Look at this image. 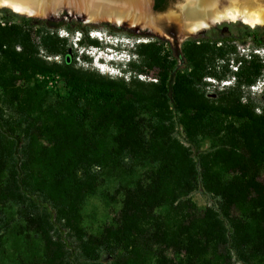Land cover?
Here are the masks:
<instances>
[{
	"label": "trees",
	"instance_id": "16d2710c",
	"mask_svg": "<svg viewBox=\"0 0 264 264\" xmlns=\"http://www.w3.org/2000/svg\"><path fill=\"white\" fill-rule=\"evenodd\" d=\"M169 1L154 0V9ZM34 20L0 22V203L17 206L40 235L46 263L264 264V110L242 93L262 75L258 55L238 58L233 72V38L188 37L177 68L169 43L154 36L133 47L126 84L73 68L67 38L35 29ZM253 45L264 43L255 37ZM150 73L155 81L136 77ZM229 74L234 84L208 96L204 79ZM55 75L68 89L51 99L47 78ZM136 168L145 172L118 189L116 222L86 233L81 204L101 174ZM199 189L213 200L203 210L190 197Z\"/></svg>",
	"mask_w": 264,
	"mask_h": 264
},
{
	"label": "rangeland",
	"instance_id": "374dc122",
	"mask_svg": "<svg viewBox=\"0 0 264 264\" xmlns=\"http://www.w3.org/2000/svg\"><path fill=\"white\" fill-rule=\"evenodd\" d=\"M171 3L172 5H178L179 1L173 0ZM26 18L29 17L19 13L17 14L8 8H0V22L2 23H23ZM34 19L35 24H37L34 27L35 29L38 26L45 25L57 33L58 36L67 38L69 45L68 56L71 58L70 63L73 68L81 71L95 72L104 78H111L126 84H129L132 79L131 73L120 70L113 63L111 64L106 60L105 56H110V54L95 47L96 45H100L99 38L109 40L112 44H121L120 48L125 53L131 55L135 44L148 41L155 36L146 32L137 33L126 27H118L113 24H86L75 16L66 13H60L52 18ZM66 23L71 27L80 25L83 28H85V26L89 28L86 32L80 29H75L70 32L65 28ZM138 34L142 35L137 36ZM85 37H88L90 40H95L97 43L88 45L81 44L80 41L84 40ZM222 37L233 38L232 43L236 46L235 53L229 56L231 59L229 67L233 72L239 65V63H235L236 60L241 57H248V54L251 52L255 53V50H258L259 53L255 54L258 55L261 62L264 64V45L260 47L253 45L255 37L264 43V26L250 28L240 22H221L208 29L201 30L189 38ZM160 38L169 43L177 59V68H181L183 66L181 45L186 39L178 41L175 36L172 37L169 35H164ZM101 52H103V54ZM99 54L100 57H98ZM40 55L50 62L59 63L62 61L61 55H48L44 51H40ZM131 56L133 57V55ZM136 77L138 80L144 82L155 81L153 73L146 76L137 75ZM39 78L42 77L39 76ZM47 79L48 83L46 89L49 91V98L54 99L57 94L64 95L67 93L68 86L61 77L55 75ZM204 80L207 82V85L211 84L209 90L206 88L207 85L205 86V90L208 96L213 97L215 91L233 85L235 77L229 74L228 77L223 80L213 79L215 83H209L207 77ZM222 81H230L231 83L222 87ZM254 86L255 87L252 89L250 86H243L242 93L244 100L247 99L248 96L252 98L256 104L255 112L260 114L264 110V67L262 75L254 83ZM210 145L211 141L209 139L202 138L200 140L199 149L200 151H207L210 149ZM144 172L143 168H136L130 176H124L119 173H102L100 183L95 193L86 197L81 204V226L83 230L88 234L96 235L101 232L104 227L114 224L119 216L123 198L120 193H117L118 189L124 184L142 178ZM259 175L264 179V168L259 171ZM190 197L199 210H203L213 201L212 198L205 195L201 189L193 192ZM0 210L3 212L5 223L7 224V227L0 232V264H47L45 242L39 234L27 227L22 216L18 212L17 206L12 204L3 206L0 203ZM67 242L71 247L74 244L72 238H68ZM166 255L175 262L180 263L181 256H176L173 251L167 250Z\"/></svg>",
	"mask_w": 264,
	"mask_h": 264
},
{
	"label": "bare ground",
	"instance_id": "6f19581e",
	"mask_svg": "<svg viewBox=\"0 0 264 264\" xmlns=\"http://www.w3.org/2000/svg\"><path fill=\"white\" fill-rule=\"evenodd\" d=\"M55 4V0H0V8H8L26 17L44 18L48 15L47 9H53ZM181 12L171 10L163 18L158 15L159 20L175 21L178 41L221 22H240L250 28L264 26V0H185ZM113 21L119 23V20ZM151 26L157 35L166 36L155 24Z\"/></svg>",
	"mask_w": 264,
	"mask_h": 264
},
{
	"label": "water",
	"instance_id": "95a60500",
	"mask_svg": "<svg viewBox=\"0 0 264 264\" xmlns=\"http://www.w3.org/2000/svg\"><path fill=\"white\" fill-rule=\"evenodd\" d=\"M56 4L53 9H47V16L44 18H52L60 13H66L78 17L86 24L106 23L113 24L118 27H126L137 33L153 32L151 24L162 29L166 35L176 36V24L174 20L158 19V15L162 17L171 10L181 12L185 0H178V5H172L170 0L163 10L154 9V0H55ZM182 14V12L180 13ZM40 18V17H30ZM163 18V17H162ZM86 19L95 20L96 22L86 21ZM113 20H119L114 23ZM98 21V22H97Z\"/></svg>",
	"mask_w": 264,
	"mask_h": 264
},
{
	"label": "clouds",
	"instance_id": "9594fccd",
	"mask_svg": "<svg viewBox=\"0 0 264 264\" xmlns=\"http://www.w3.org/2000/svg\"><path fill=\"white\" fill-rule=\"evenodd\" d=\"M99 42L100 45L99 46H95L98 47L99 50L101 51H106L107 53L110 54L106 55L105 58L107 61H109L111 64L113 63L117 68H119L120 70L124 71L126 68V64L134 58V54L131 53V55H133V57L128 53H125L121 48L120 45H116V44H112L111 42H109V40H104L103 38H99ZM92 48H95L93 46H91ZM103 54V52H101ZM98 57H100V54L98 55ZM97 57V58H98ZM96 58V61H97ZM98 68V67H97ZM101 70V69H100Z\"/></svg>",
	"mask_w": 264,
	"mask_h": 264
},
{
	"label": "built area",
	"instance_id": "2783aa9c",
	"mask_svg": "<svg viewBox=\"0 0 264 264\" xmlns=\"http://www.w3.org/2000/svg\"><path fill=\"white\" fill-rule=\"evenodd\" d=\"M255 53H259L258 52V50H255ZM207 81L209 82V83H215L214 82V80L212 79V78H209V77H207ZM231 82L229 81H222V83H221V85H222V87H224V86H227V85H229ZM211 86V84H208L207 86H206V88H207V90H209V87ZM250 87H251V89L252 88H254L255 86H254V84H252V85H250Z\"/></svg>",
	"mask_w": 264,
	"mask_h": 264
},
{
	"label": "flooded vegetation",
	"instance_id": "af4514ba",
	"mask_svg": "<svg viewBox=\"0 0 264 264\" xmlns=\"http://www.w3.org/2000/svg\"><path fill=\"white\" fill-rule=\"evenodd\" d=\"M67 62H71V58L69 56L66 57Z\"/></svg>",
	"mask_w": 264,
	"mask_h": 264
}]
</instances>
